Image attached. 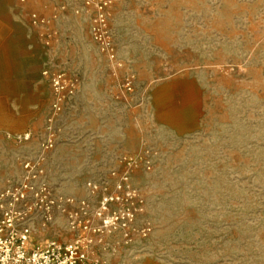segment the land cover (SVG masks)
I'll return each instance as SVG.
<instances>
[{
  "label": "rangeland",
  "instance_id": "374dc122",
  "mask_svg": "<svg viewBox=\"0 0 264 264\" xmlns=\"http://www.w3.org/2000/svg\"><path fill=\"white\" fill-rule=\"evenodd\" d=\"M27 163L32 243L264 264V0H0V189Z\"/></svg>",
  "mask_w": 264,
  "mask_h": 264
},
{
  "label": "built area",
  "instance_id": "2783aa9c",
  "mask_svg": "<svg viewBox=\"0 0 264 264\" xmlns=\"http://www.w3.org/2000/svg\"><path fill=\"white\" fill-rule=\"evenodd\" d=\"M31 21L36 27L48 24L37 14ZM25 171L24 178L11 180L0 189V264H102L90 250L87 237L80 236L69 243L31 242L33 217L49 188L40 170L27 163ZM50 214H45L48 221Z\"/></svg>",
  "mask_w": 264,
  "mask_h": 264
}]
</instances>
